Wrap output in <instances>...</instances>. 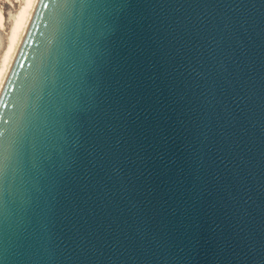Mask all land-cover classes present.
Segmentation results:
<instances>
[{
    "label": "water",
    "instance_id": "1",
    "mask_svg": "<svg viewBox=\"0 0 264 264\" xmlns=\"http://www.w3.org/2000/svg\"><path fill=\"white\" fill-rule=\"evenodd\" d=\"M0 264H264V0H41Z\"/></svg>",
    "mask_w": 264,
    "mask_h": 264
},
{
    "label": "bare ground",
    "instance_id": "2",
    "mask_svg": "<svg viewBox=\"0 0 264 264\" xmlns=\"http://www.w3.org/2000/svg\"><path fill=\"white\" fill-rule=\"evenodd\" d=\"M17 1L21 2L22 5L20 6L21 8H19L18 13L13 18V25L8 45L6 44L7 48L0 60V99L41 2V0ZM4 15L5 14H3L0 10V30H2L5 26L6 18Z\"/></svg>",
    "mask_w": 264,
    "mask_h": 264
},
{
    "label": "rangeland",
    "instance_id": "3",
    "mask_svg": "<svg viewBox=\"0 0 264 264\" xmlns=\"http://www.w3.org/2000/svg\"><path fill=\"white\" fill-rule=\"evenodd\" d=\"M21 5L22 3L17 0H0V10L3 12V14H5L4 16L6 18L4 28L0 30V60L8 45L9 36L13 25V18L18 13Z\"/></svg>",
    "mask_w": 264,
    "mask_h": 264
}]
</instances>
